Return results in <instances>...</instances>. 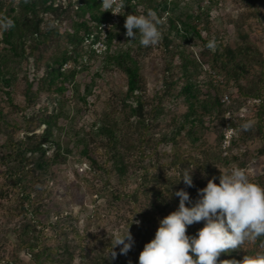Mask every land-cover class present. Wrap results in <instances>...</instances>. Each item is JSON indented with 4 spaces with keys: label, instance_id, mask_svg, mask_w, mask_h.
I'll return each instance as SVG.
<instances>
[{
    "label": "trees",
    "instance_id": "trees-1",
    "mask_svg": "<svg viewBox=\"0 0 264 264\" xmlns=\"http://www.w3.org/2000/svg\"><path fill=\"white\" fill-rule=\"evenodd\" d=\"M101 2L102 0H14L6 5L4 0H0V17L10 18L14 22L12 28L2 30L0 100L12 111L22 114L20 125L10 118L12 112L4 114L0 104V132L5 137L3 144H0V164L5 168L6 179L18 191V215L23 217L14 244L15 254L21 251L26 253L29 264H73L76 259L75 249L65 239L69 234L73 236L74 247L80 251L81 264H138L140 252L154 238L158 229L160 220L157 216H163V219L169 208L179 202V197L174 195L176 191L184 189L193 198H199L198 189L206 187L209 179L216 177L214 182L219 184L221 172L217 169H229L237 162V158L224 157L223 132L219 135L213 159L208 157L211 151L204 147L205 117L210 115L221 119L227 111L221 103L222 89L217 87L219 85L211 82L208 86L198 81L205 63L216 74L225 77L227 87L234 85L241 96L262 100L258 89L253 92L252 89L245 91L241 84L243 79L249 78L252 71L248 65V51L243 49L240 54L239 51L231 50L215 33L211 22L215 0H209L205 5V0H196L197 12L190 16L180 13L177 19L167 17V31L163 24L160 26V42L169 58L168 77L176 78L177 73L178 78L175 81L165 80L164 91L159 92L149 103L142 71L143 59L151 48L140 45L139 34L135 40L126 36L125 17L127 14H140V11L147 12L150 9L163 20L164 14L171 11L173 4L170 0H125L126 6L124 13L122 11L120 14L119 22L104 37V25L111 22L112 12H104ZM210 41H214L211 49L206 46ZM97 43L104 45L101 53H97L95 49ZM193 48L200 49V59ZM101 59L102 72L118 70L127 78L123 97L125 126L132 130L134 142L130 149H126L127 135L124 129L115 120L108 121L104 117L100 124H94L90 132L77 131L72 139V147L63 146L57 136L62 130L60 121L67 117L65 108L68 103L75 99L74 95L68 94L77 77L82 72L89 71L91 65ZM24 68L26 74L21 78L20 72ZM176 69L179 73L175 72ZM40 71L43 72L42 76L37 77ZM203 86L213 89L216 95L209 94L203 99ZM177 87V97L183 100L187 111L173 119L170 137L158 139L151 133L153 129H157L158 121L164 113L163 98ZM18 94L23 97V104L16 102ZM82 101L86 103V98ZM257 116V124L247 128L239 121L230 124L236 131L232 142L236 146L260 140L263 142L261 153L264 155V105ZM19 132L23 133L22 137ZM181 142H187L192 152H181ZM163 145H171L172 152L162 151ZM193 152H199L210 160L204 161L194 156ZM99 154L104 156L103 162L99 161ZM76 155L78 164L87 163L90 168V176L85 172L77 174L82 181L91 187H95L97 181H104L103 188L96 190L100 196L109 193L113 199H121L119 190L107 191V188L112 187L110 181L113 176L121 185H125L131 177L155 181L147 188L156 199L152 217H149L150 228L146 226L147 222L137 225L132 223L137 237L126 255L120 254V248H111L110 245L108 256L103 253L91 256L90 248L85 242L87 236L72 224L73 215L65 212L57 213L56 216V224L60 228L56 236L60 246L45 243L46 236L40 228L42 222L38 218L41 210L33 197L46 191L47 179L49 175H53L55 168L66 166L70 158ZM132 158L136 160L132 161ZM186 169L191 170L192 176L195 170L200 173V177L198 174L193 176L192 187H187L182 178L179 180L180 173ZM256 183L264 186V176L259 177ZM30 214L33 220L28 221ZM203 226V221L196 223L187 228V234L195 235ZM132 236L134 238L133 234ZM62 238L65 239L64 242L61 241ZM257 243L264 247V236L257 238ZM112 251L117 254L114 259ZM236 251L234 249L221 253L217 264L231 260L239 262ZM3 261L6 264H19L17 259L0 257V263Z\"/></svg>",
    "mask_w": 264,
    "mask_h": 264
},
{
    "label": "rangeland",
    "instance_id": "rangeland-1",
    "mask_svg": "<svg viewBox=\"0 0 264 264\" xmlns=\"http://www.w3.org/2000/svg\"><path fill=\"white\" fill-rule=\"evenodd\" d=\"M12 1L14 2V0H4L6 5L11 4ZM195 1L170 0L173 4L172 9L168 14H164V21L162 20L165 31L169 27V22L165 20L167 17L171 16L177 19L180 13L190 16L197 12ZM208 2L209 0H205L204 5ZM215 4L214 9L211 10V22L215 33L219 40H223L231 50L239 51L240 54H242L243 49L248 51V65L252 71L249 78L243 79L241 84L244 85L245 91L252 89L251 92H253L258 89L262 100L241 96L234 85L227 87L225 77L216 74L202 59L205 64L198 81L208 86L211 85V82L221 86L217 87L222 89L221 103L224 105L223 108L227 110L225 117L221 119L210 115L205 117L204 139L206 144L204 147L213 153L218 147L220 133H224L225 139L227 135L229 137L232 135L228 140L230 141L229 146H226L225 142L222 145L224 157L234 156L237 158V162H234L231 167L239 166L245 169L250 180L256 182L259 177L264 176V155L261 153L263 142L253 140L234 146L232 140L236 136V131L234 130V133L229 135L228 130L231 128L230 124H236L238 121L241 125H256L258 122L257 115L261 106L264 105V0H215ZM2 38L3 33L0 30V48L3 47ZM150 48L148 55L143 59L142 71L146 85V98L149 103L159 92L164 91L165 80L175 81L178 78L177 73L176 78L171 79L168 77L167 63L169 58L163 44L160 42L156 46H150ZM193 50L200 59V49L193 48ZM102 61V59L96 61L91 65L89 71L82 72L77 77L76 84L72 85V91L68 95H74L75 99H72L66 106L67 117L60 121L62 130L57 133L63 146L72 147V139L77 131L90 132L94 128V124H100L104 117L108 121L115 120L124 129V133L127 135L125 137L126 149L134 142L132 130L125 126L126 116L123 97L126 93L127 78L118 70L110 73L102 72ZM176 63L178 64V60H176ZM25 70L26 68L20 72L21 78L25 76ZM175 72L179 73L178 69ZM42 73L40 71L37 77H41ZM177 92L178 87L166 93L163 98L164 113L158 121L157 129H153L154 131L151 133L158 139L164 136L170 137L173 131V119H177L187 111L183 100L177 97ZM209 94L216 95L213 89L203 86V99L207 98ZM225 96L229 97V101L226 103L222 101ZM84 98H86V103L82 101ZM45 99L46 95L43 100L45 101ZM2 102L0 100L4 114L8 115L12 112L13 115L10 118L21 125L22 114L12 111L10 107ZM16 102L19 104L24 103V99L20 94L17 95ZM19 135L22 137L23 133L19 132ZM4 140L5 137L0 132V144H3ZM180 149L184 153L191 151V147L187 142H181ZM161 150L170 153L172 152V146L163 145ZM211 153L208 157L213 159L214 153ZM193 155L204 161L209 159L199 152H193ZM77 158L76 155L70 158L66 166L55 168L53 175H49V179H47L46 191L43 194L34 195L35 204L41 210L38 215L42 222L40 228L46 236L45 243L47 245L60 246V241L58 243L56 236L57 230L60 229L56 224L57 213L72 214V224L79 228L85 237L87 236L85 242L90 248L89 253L91 256L98 253L108 256L111 238L125 234L129 229L131 234L134 235L135 241L137 235L132 223L137 225L140 222H147L148 225L146 226L150 228L149 217H152L153 205L156 199L147 188L155 181L147 178V181H145L144 179L131 177L125 185H121L118 183L117 178L113 176L110 181L113 188H107V191L119 190L122 194L121 199H113L109 193L100 196L96 193V190L103 188L104 181L95 182V187H91L82 181L77 174L85 172L87 176H90V168L87 163L78 164ZM135 160V158H132V161ZM99 161H104V156L101 154H99ZM165 161L167 160L165 159ZM231 167L229 169L219 167L217 170L223 174L229 172ZM198 172V170H195V174L200 177ZM105 192L103 191V193ZM189 196L193 203L198 199L193 198L191 194ZM178 205L179 202L177 205L173 204L167 211V215L177 210ZM18 208V191L8 182L5 176V168L0 164V242L2 244L0 257L2 259H17L19 264H29V256L26 253L21 251L15 254L14 244L23 221V217L18 215ZM32 217L30 214L27 220H33ZM162 217L159 215L157 219L161 220ZM195 225L196 223L188 227ZM68 230L69 228L67 229L69 233ZM88 234L91 237L88 238ZM65 239H68L75 249L76 259L73 264H81L80 251L76 246L74 247L73 236L69 234ZM65 239L62 238L61 241L64 242ZM117 248H120V246H117ZM236 252L238 258L242 261L245 255L264 253V247L257 243V239L246 240L241 247L237 248ZM0 264L6 263L3 261Z\"/></svg>",
    "mask_w": 264,
    "mask_h": 264
},
{
    "label": "clouds",
    "instance_id": "clouds-1",
    "mask_svg": "<svg viewBox=\"0 0 264 264\" xmlns=\"http://www.w3.org/2000/svg\"><path fill=\"white\" fill-rule=\"evenodd\" d=\"M100 6L104 12L121 14L126 4L125 0H102ZM161 25L162 20L150 9L140 14H127L124 23L126 36L135 40L139 34V43L145 48L160 43ZM13 26L12 19L0 17V30L6 31ZM206 46L213 48L214 41ZM181 178L187 187L193 186L191 170L182 171L179 180ZM215 180L216 177L209 179L206 187L198 189L199 198L195 203L184 189L174 193L179 197L177 210L160 220L154 238L140 252L138 264H217L221 253L241 247L246 240L264 236V186L250 180L246 170L239 166L221 174L219 184ZM201 221L204 226L195 235H188V226ZM134 243L129 229L111 238V248L120 246L123 255ZM111 255L114 259L117 254L112 251ZM224 262L264 264V253L245 255L242 261H222L221 264Z\"/></svg>",
    "mask_w": 264,
    "mask_h": 264
},
{
    "label": "built area",
    "instance_id": "built-area-1",
    "mask_svg": "<svg viewBox=\"0 0 264 264\" xmlns=\"http://www.w3.org/2000/svg\"><path fill=\"white\" fill-rule=\"evenodd\" d=\"M119 17H120V14H113L112 13V20H111V22H109V23H107V24L104 25V32H103L104 37H106L107 32L115 24H117L119 22ZM103 48H104V45L102 43H97L96 46H95V49H96L97 53H101V51H102ZM222 101L224 103L228 102L229 101V97L228 96H225ZM228 132H230L229 135H231L232 133H234V129L233 128H230V130H228ZM231 137H232V135L230 137L228 135L226 136V139L224 140L226 146H229L230 141H228V140ZM225 145H224V147L227 148Z\"/></svg>",
    "mask_w": 264,
    "mask_h": 264
}]
</instances>
